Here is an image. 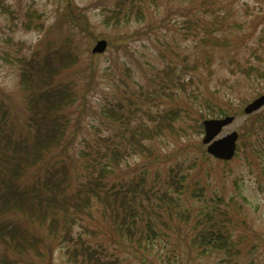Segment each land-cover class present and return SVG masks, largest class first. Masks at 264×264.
Wrapping results in <instances>:
<instances>
[{
	"label": "rangeland",
	"instance_id": "obj_1",
	"mask_svg": "<svg viewBox=\"0 0 264 264\" xmlns=\"http://www.w3.org/2000/svg\"><path fill=\"white\" fill-rule=\"evenodd\" d=\"M99 39L107 48L94 53ZM36 53L65 57L56 81L76 98L62 112L64 149L49 154L68 164L70 193L82 161L90 171L118 148L107 187L119 198L86 201L72 240L36 224L51 250L9 249L10 264H79L85 245L108 264H264V105L244 112L264 94V0H0V103L13 132L31 127ZM228 114L219 137L240 136L224 161L208 153L202 123ZM100 136L113 146L87 145Z\"/></svg>",
	"mask_w": 264,
	"mask_h": 264
},
{
	"label": "trees",
	"instance_id": "obj_2",
	"mask_svg": "<svg viewBox=\"0 0 264 264\" xmlns=\"http://www.w3.org/2000/svg\"><path fill=\"white\" fill-rule=\"evenodd\" d=\"M64 58L39 56L38 53L31 56L34 66L32 79L35 83L29 103L32 109L31 127L27 133H17L9 129L7 105L0 103V264L12 263L9 249L18 257H24L30 251L41 253V246L51 250V241L38 232L36 224L51 220L54 229L63 230L64 235L72 240L71 231L74 230V223L86 201L91 206L100 201L113 208L112 201L119 198V191H112L107 187H113L109 185L107 175L112 172L113 166L117 165L118 148H112L111 155L103 154L102 159L96 157L95 166L90 164L95 169L90 171L89 159L86 160V166L82 161L86 173L74 194L70 193L73 180L68 164H63L62 168L58 167L53 161L54 156L49 155L54 148L64 149L65 143L62 144L66 139L69 124L63 120L62 112L76 101L71 93L74 91L71 84L56 81L63 66L67 65L65 60L62 61ZM69 85V91L63 89L64 86L68 89ZM151 131L153 129L148 128V134ZM98 140L110 146L114 143L111 138L100 136L91 140L95 144H90V141L87 145H100ZM84 153L89 155L87 151ZM177 181L178 175L172 172L169 182ZM79 198L83 200L77 201ZM72 210L74 211L71 212ZM136 219L133 216L129 223L135 225ZM123 223H127L126 220ZM208 234L207 237L214 235L213 238L220 240L217 241L220 244H214L215 247L226 243L221 240L220 233ZM202 239L206 240L205 234ZM81 242L84 245V239H81ZM85 247L87 246L81 251L83 256L79 264L110 263L104 254L98 256V248Z\"/></svg>",
	"mask_w": 264,
	"mask_h": 264
},
{
	"label": "water",
	"instance_id": "obj_3",
	"mask_svg": "<svg viewBox=\"0 0 264 264\" xmlns=\"http://www.w3.org/2000/svg\"><path fill=\"white\" fill-rule=\"evenodd\" d=\"M108 43L106 39L97 41L93 48L94 52H102L106 49ZM264 105V94L255 98L252 102L248 103L244 110L246 113H252ZM234 115H227L219 118H207L203 120L205 128V136L203 142L207 144V151L219 159L229 160L232 159L236 153L237 140L239 132L234 130L222 137L217 138L223 128L232 123Z\"/></svg>",
	"mask_w": 264,
	"mask_h": 264
}]
</instances>
